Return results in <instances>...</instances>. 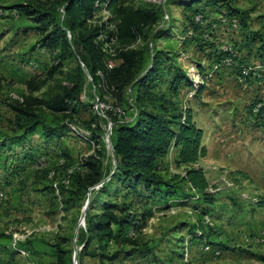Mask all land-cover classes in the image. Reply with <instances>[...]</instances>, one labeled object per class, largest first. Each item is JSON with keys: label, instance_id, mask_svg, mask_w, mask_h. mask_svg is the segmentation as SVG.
<instances>
[{"label": "rangeland", "instance_id": "obj_1", "mask_svg": "<svg viewBox=\"0 0 264 264\" xmlns=\"http://www.w3.org/2000/svg\"><path fill=\"white\" fill-rule=\"evenodd\" d=\"M44 1L0 0V264H56L60 244L68 251L65 258L71 255L72 264H264V241L254 239L264 232V110L254 111L258 103L264 107V59L256 51L257 42L251 49L246 46L248 30L264 34V0H229L249 12L248 29L239 24L238 17L231 20L226 8L206 0H198L193 9L186 6L187 0H125L134 8L152 6L161 11L148 38L129 47L148 48L146 64L159 51L161 66L180 67L192 81V87H180L179 95L183 109L191 110L203 133L205 154L193 166L202 169L207 191L216 200L212 206L192 196L164 202L150 197L141 184L129 187L116 179L100 189L110 178L105 176L88 188L85 215L99 213L108 202L117 211L126 208L137 216L138 228L128 230L136 243L110 241L102 248V258L87 253L96 241L90 242L86 252L81 250L87 228L80 219L87 198L80 194L73 175L85 170L82 163L90 155L102 161L103 175L115 169L107 140L112 124L104 114L115 101L108 94L96 97L99 94L90 86L78 57L63 60L53 69L58 48L43 45L35 22L11 7ZM196 9L204 11L198 26L193 20ZM110 17L103 2L91 20L101 23ZM99 40L109 54L107 66L118 64L112 58L114 41ZM219 52L231 54L222 65L216 63ZM75 62L85 75L76 111L53 121L54 115L43 111L47 124L55 127L51 136L40 126L28 135L14 129L9 104L28 94L26 81L47 79L33 93L42 97L61 82L67 83L66 73ZM240 64L254 69L250 80L240 75L248 67H240L239 74ZM259 75L263 78L256 79ZM175 157L170 147L163 164L170 174L183 175L184 166H175ZM179 184L184 192L192 193L187 184ZM57 264H63L62 260Z\"/></svg>", "mask_w": 264, "mask_h": 264}, {"label": "trees", "instance_id": "obj_2", "mask_svg": "<svg viewBox=\"0 0 264 264\" xmlns=\"http://www.w3.org/2000/svg\"><path fill=\"white\" fill-rule=\"evenodd\" d=\"M206 1L209 5L226 8L227 16L231 20L238 17L239 24L244 29L249 28L247 10L232 6L229 0ZM103 2L106 3L111 17L101 23L93 22L91 19L94 13ZM198 3V0H187L186 6L193 9V5ZM11 7L18 14L35 22L43 45L58 48L53 69L60 67L63 60L78 57L91 79L90 86L99 94L96 97L108 94L115 101L113 108L104 112L112 124L110 140L116 158L115 169L103 175L102 161L98 155L85 158L82 163L85 170L73 175L80 194L87 198L88 188L110 175L100 189L105 188L107 182L116 179L126 181L129 187L141 184L143 186L140 187L150 197L164 199V202L170 198L178 202L192 196L206 206L215 203V195L207 191L208 181L202 169L193 166L205 154V148L201 144L203 133L193 121L191 110L183 109L179 95L180 87H192V81L180 67L161 66L162 57L159 51L146 64V59L150 58L147 46V49L129 47L138 39L148 38L151 27L161 17L158 8H134L126 5L125 0H45L42 4L27 2L12 4ZM194 14L193 20L198 26L204 19V11L196 9ZM197 16L200 19H195ZM248 31L246 46L251 49L252 44L257 42L256 51L258 55L260 53L263 61L264 34ZM99 37L106 42L114 41L112 58L119 60L118 64L107 66L109 60L106 59L109 54L105 52L104 42ZM228 55L231 54L219 52L217 65H222ZM240 67L248 65L240 64L239 74ZM253 74L254 69L248 67L247 73L241 72L240 75L243 80L248 81ZM255 78L261 79L263 76ZM65 80L67 83L60 81L58 88L46 91L42 97L34 96L33 93L41 89L47 79L27 80L28 94L9 104L13 111L14 129L28 135L40 126L46 136H51L55 127L47 124L48 118L42 112L53 114L54 117L50 118L53 121L59 115L70 116L76 111V106L81 104L80 98L85 84L80 63L75 62L69 67ZM163 84L165 86L162 88ZM200 89L199 86L195 93ZM259 110L262 113L264 107ZM96 116L102 118L98 112ZM170 147L176 151L175 166H184L183 175L170 174L168 165L163 164ZM179 183L187 184L192 193L184 192ZM116 209L115 204L104 202L99 213H86L84 218L87 236L84 237L81 231L85 238L81 250L86 252L90 242L96 241L95 248L87 253L92 257L102 258L101 251L110 241L120 239L127 244L137 242L135 236L128 234V230H137V216L126 208L118 211ZM197 229L198 225L193 233ZM201 233L205 235L204 232ZM55 253L56 264L61 260L63 264H72L70 254L65 258L64 254L68 251L63 249L62 244L57 246Z\"/></svg>", "mask_w": 264, "mask_h": 264}, {"label": "water", "instance_id": "obj_3", "mask_svg": "<svg viewBox=\"0 0 264 264\" xmlns=\"http://www.w3.org/2000/svg\"><path fill=\"white\" fill-rule=\"evenodd\" d=\"M110 134H111V131L108 132V137H107V140H108L109 143H111V141H110ZM112 154H113L114 160L116 161V158H115V154H114L113 149H112ZM102 182H103V181H102ZM102 182H101V183H102ZM88 203H89V199L87 198V199H86V202H85V204H84V206H83V208H82L83 214H82L81 219H80V224H81V225H84V222H85V221H84L85 210H86V208H87ZM80 224H79V225H80ZM73 261L76 262V259H75V253L73 254Z\"/></svg>", "mask_w": 264, "mask_h": 264}, {"label": "built area", "instance_id": "obj_4", "mask_svg": "<svg viewBox=\"0 0 264 264\" xmlns=\"http://www.w3.org/2000/svg\"><path fill=\"white\" fill-rule=\"evenodd\" d=\"M197 20L199 19L198 17L196 18ZM228 58H226V60H227ZM108 66L109 67H111L112 66V62H109L108 63ZM247 73V70L244 68L243 69V74H246ZM262 104L261 103H258L256 106H255V108H254V111H256V112H258L259 111V109H260V106H261ZM254 239H255V241H264V232L262 233V234H260L259 236H256V237H254Z\"/></svg>", "mask_w": 264, "mask_h": 264}]
</instances>
